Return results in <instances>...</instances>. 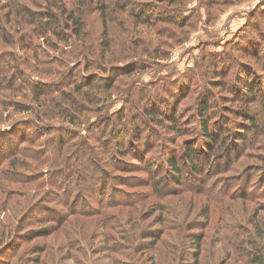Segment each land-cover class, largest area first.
Masks as SVG:
<instances>
[{"label":"rangeland","instance_id":"rangeland-1","mask_svg":"<svg viewBox=\"0 0 264 264\" xmlns=\"http://www.w3.org/2000/svg\"><path fill=\"white\" fill-rule=\"evenodd\" d=\"M108 1L114 20L109 23L108 56L112 54L114 62L102 65L98 59L103 71L97 73L106 74L111 87L83 89L91 96L90 108L85 105L84 112H76L73 123L50 122L63 129L60 152L72 158L90 147L92 154L109 158L98 141L110 139L111 122L124 112L132 128L137 125L151 140V160L172 157L180 168L183 165L182 173L177 177L167 167L169 159L152 164L163 168L151 172L148 185L141 186L138 173L126 175L100 163L106 182L99 197L89 200L78 215L55 207L61 214L48 222L31 204L50 206L42 200L49 190L44 180L50 166L22 159L25 168L5 174L10 180L0 178V264H250L248 254L260 251L247 242H258L264 254V239L256 228V221L264 223V0ZM139 6L146 10L142 21L133 17L140 13ZM100 26L98 13L90 11L89 33L98 37ZM36 44L54 70H63L58 60L70 63L62 53L69 50L63 42ZM82 62L72 60L71 66ZM48 66L38 72L44 74ZM82 67L80 72H85ZM39 78L58 80L57 75ZM242 81L257 89V102L243 98ZM63 90L85 103L73 85ZM53 98L61 102L64 97ZM19 102L29 99L0 96L1 130L35 117L19 112ZM201 105L207 108L204 116ZM202 119L216 144L212 154L204 147ZM113 130L120 135L124 128ZM37 141L44 142L42 137ZM30 147L25 143L20 149L28 152ZM192 150L196 154L186 161ZM54 163L60 166L59 156ZM174 178L180 181L179 195L172 192ZM260 227L264 231V225Z\"/></svg>","mask_w":264,"mask_h":264},{"label":"trees","instance_id":"trees-1","mask_svg":"<svg viewBox=\"0 0 264 264\" xmlns=\"http://www.w3.org/2000/svg\"><path fill=\"white\" fill-rule=\"evenodd\" d=\"M110 2L108 0H0V96L23 95L24 98L29 99V102L17 103L16 106L20 108L19 112L35 113V117H32L33 120L22 119L10 123L8 130L0 129V178L1 180H10L5 174L15 171L16 168H25L22 159H34L39 164L49 165L51 174L44 180L49 185V190L42 200H48L50 206L43 209L40 202L31 204L35 207L33 211L38 208L34 211H38V215L46 214L48 222L56 221L55 218L61 214L60 211L55 210V207L64 209L70 215H78L87 207L89 200L99 197L101 194L100 185L105 180L104 174L106 172L100 163L107 164V166L124 172L126 175L127 173H138L140 180L137 181L141 183V186L148 185L145 184V181L150 180L151 172H159L163 168L161 166V168L156 169L152 164H157V166L160 165V162L165 164L166 160L169 159L167 167H170L175 175H178L177 177L182 173L183 165L180 168L178 162L172 157H168L165 161L162 157H155L151 160L150 154L153 151L151 147L153 144H150L151 140L143 135L141 128H138L137 125L132 128V124L127 121L124 112L115 122H111L115 128H124L120 132L121 136L115 134L112 126L110 133L108 132L110 139L106 142L98 141L102 144V151L107 154L110 153L109 158L108 156L105 157L107 162L104 161L105 158L102 155L95 151L92 154L90 147L72 158L68 156L65 158V155L60 152L59 140L63 129L59 126H51L50 122L61 119L73 123V115L76 112H84L85 109L82 110V108H85V105L90 108L88 104H90L91 96H89V92H84L83 89L102 88V90L107 89L106 91H108L111 87L110 78H107L106 74L100 76L97 73V69L103 71L98 66V59L102 65L105 63L109 65L114 62L111 58L112 54L108 56L111 45L109 38L111 25L109 23L114 22L108 11L109 6H112ZM116 7L125 8L119 5ZM138 9L137 11L140 13L133 14V17L137 21L147 18L146 10L140 6ZM90 11H96L99 20H101V26L96 32L98 37H94L88 31L87 18ZM137 23L135 22V24ZM50 39H56L66 44L69 50L62 53L71 61L80 58L83 61L81 66L73 68L71 61L66 64L58 60L61 63L60 66H63V70H59V68L54 70L49 64L51 60L48 54L45 60L43 53L40 52V44H36L38 41L46 44ZM52 48L57 49V46L54 45ZM42 65H49L43 70L44 74L38 72ZM82 65H85V72L79 70ZM27 69L33 74L27 72ZM91 69L93 70L90 71ZM40 75L45 77L57 75L58 80H44L39 78ZM72 85L76 90L75 93L86 100L85 103H79L74 97H71L72 95L63 92V88ZM240 87L243 98L257 102L253 91L257 89H253L250 83L244 81ZM62 94L64 98L61 102L52 99V96ZM262 94L263 91L258 96ZM30 100L35 103V107L30 103ZM49 104L50 106H48ZM206 111L205 105H201L200 114L204 116ZM146 113L151 115L149 110H146ZM202 121L205 132L204 138L207 143L204 147L208 154H212L217 149L216 144H213L215 142L213 134L208 132L206 121L204 119ZM252 124L254 125L255 122L252 121ZM54 132L59 136L51 138ZM49 136L50 138H48ZM40 137L43 138L44 142L39 143L37 141ZM25 143H30L32 146L28 152L20 149L21 145ZM35 146L38 148H33ZM147 146L148 150H146ZM194 154L196 151H190L185 156V160L193 158ZM58 156L60 157L59 167L54 163ZM128 157L130 160H127ZM230 157L231 155L228 156L227 160ZM191 162L193 161L191 160ZM74 165L75 168L73 169ZM78 168L80 171L75 170ZM26 181L32 180L26 178ZM179 183L180 181L175 179L173 195H179V191L176 189V185ZM50 189L54 190V193L50 192ZM185 189L187 190V188ZM207 198L212 201L211 196H207ZM34 212L32 213V221L37 218L34 216ZM261 224L264 225L263 220L256 221L258 236L264 239ZM195 242L198 251L201 250V238L196 239ZM246 244L250 245L251 249L254 250L257 247V251H260L257 253L251 251L248 254L250 264H264V254L259 243L252 241ZM195 256L197 258L198 255Z\"/></svg>","mask_w":264,"mask_h":264}]
</instances>
